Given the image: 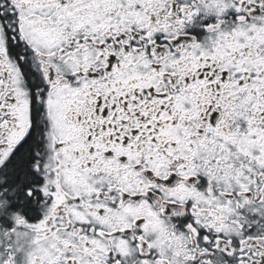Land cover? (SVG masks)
Here are the masks:
<instances>
[{"label": "snow or ice", "instance_id": "snow-or-ice-1", "mask_svg": "<svg viewBox=\"0 0 264 264\" xmlns=\"http://www.w3.org/2000/svg\"><path fill=\"white\" fill-rule=\"evenodd\" d=\"M0 264H264V0H0Z\"/></svg>", "mask_w": 264, "mask_h": 264}]
</instances>
